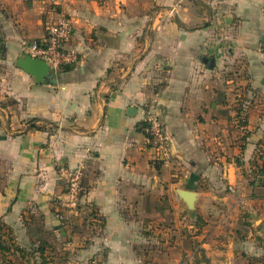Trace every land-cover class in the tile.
Returning a JSON list of instances; mask_svg holds the SVG:
<instances>
[{"label": "crops", "instance_id": "obj_1", "mask_svg": "<svg viewBox=\"0 0 264 264\" xmlns=\"http://www.w3.org/2000/svg\"><path fill=\"white\" fill-rule=\"evenodd\" d=\"M178 1L0 0V233L10 244L47 243L46 264H264V187L250 184L264 169V0H183L165 21ZM61 19L78 60L37 83L16 61ZM231 73L241 83L228 92ZM155 110L168 160L142 125ZM80 164L70 218L59 169ZM178 190L198 193L194 211Z\"/></svg>", "mask_w": 264, "mask_h": 264}, {"label": "built area", "instance_id": "obj_2", "mask_svg": "<svg viewBox=\"0 0 264 264\" xmlns=\"http://www.w3.org/2000/svg\"><path fill=\"white\" fill-rule=\"evenodd\" d=\"M56 3L59 0H50ZM100 4L106 0H96ZM183 0L174 4L167 12L165 21L170 20L181 8ZM71 37V27L66 19H61L48 28L47 37L43 41H32L23 51L34 58L43 59L50 66L51 70H57L63 65L75 63L77 53L68 51L63 45L68 43ZM150 141L158 150L160 158L168 160L171 158L172 149L165 133L164 123L158 111H150L145 118ZM60 179L65 184L66 199L63 206L70 218L80 214V199L83 192V181L85 176L84 165L80 164L73 168L60 167Z\"/></svg>", "mask_w": 264, "mask_h": 264}, {"label": "trees", "instance_id": "obj_3", "mask_svg": "<svg viewBox=\"0 0 264 264\" xmlns=\"http://www.w3.org/2000/svg\"><path fill=\"white\" fill-rule=\"evenodd\" d=\"M6 46L4 44L3 39H1L0 37V59H3L5 54H6ZM231 78L227 77V80ZM242 109H238V111L240 112ZM142 125H144V128H146V135L148 137L149 140L150 139V135L149 132L147 130V123L144 121V123H142ZM259 156L261 158H263V154L262 151L259 152ZM252 174L254 175V180L250 181V184L252 186H259V187H264V169L263 168H258L256 170H253ZM95 213V212H94ZM9 237V236H8ZM8 240H11V238L9 237ZM47 243H40V246L38 249L36 250H30L27 251L26 249L16 245L15 243H9L7 241L6 235L5 234H1L0 233V257L2 258V264H17V260L19 258H29V261L32 258H35L38 254V256L40 257V262L35 264H46L48 263V255H47Z\"/></svg>", "mask_w": 264, "mask_h": 264}, {"label": "water", "instance_id": "obj_4", "mask_svg": "<svg viewBox=\"0 0 264 264\" xmlns=\"http://www.w3.org/2000/svg\"><path fill=\"white\" fill-rule=\"evenodd\" d=\"M205 61L207 59H204ZM17 67L35 78L37 83L48 84L51 78V68L43 59L34 58L29 54H23L16 61ZM135 107H129L128 113H136ZM178 195L185 203L189 211H194L198 199V193L191 190H178Z\"/></svg>", "mask_w": 264, "mask_h": 264}, {"label": "rangeland", "instance_id": "obj_5", "mask_svg": "<svg viewBox=\"0 0 264 264\" xmlns=\"http://www.w3.org/2000/svg\"><path fill=\"white\" fill-rule=\"evenodd\" d=\"M230 75H231V78L230 79L228 78L229 80H227V77H230ZM222 77H223V75H222ZM224 77L226 79L225 81H227L228 83H231L230 86L226 87L228 92L235 91V90L239 89V87H240L239 85L241 83V79H239L240 78L239 76H237L236 74L234 75L233 73H231L229 75L225 74ZM255 99H256V97H254V100ZM256 100L259 101L260 99L257 98ZM74 223L75 222H72V223H70V225L71 224H74ZM73 226H75V225H73ZM176 247L179 250L181 248V245L180 244H177Z\"/></svg>", "mask_w": 264, "mask_h": 264}]
</instances>
